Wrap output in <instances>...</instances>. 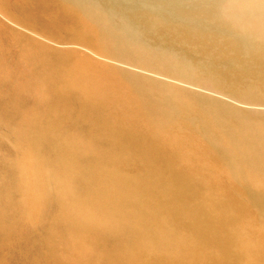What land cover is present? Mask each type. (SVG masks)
I'll use <instances>...</instances> for the list:
<instances>
[{
	"label": "bare ground",
	"instance_id": "1",
	"mask_svg": "<svg viewBox=\"0 0 264 264\" xmlns=\"http://www.w3.org/2000/svg\"><path fill=\"white\" fill-rule=\"evenodd\" d=\"M0 7L212 91L0 24V264H264V0Z\"/></svg>",
	"mask_w": 264,
	"mask_h": 264
},
{
	"label": "rangeland",
	"instance_id": "2",
	"mask_svg": "<svg viewBox=\"0 0 264 264\" xmlns=\"http://www.w3.org/2000/svg\"><path fill=\"white\" fill-rule=\"evenodd\" d=\"M22 19L23 18H21L15 10L0 7V24L4 25L6 28H11L12 30L17 31L26 37L41 41L44 45H47L50 48L52 47L53 50L76 49L97 60L109 61L110 63L113 62L119 65L123 64L126 67L138 69V71L141 69L140 71L142 73L155 79L169 95L173 94L178 87H191L198 91L212 93V91L204 87L190 84L193 83L190 78H188L184 72L177 70L168 57H144L135 53H130L131 55H123L119 54L117 50H113L110 54H106L102 51L100 42H95L93 40V43L91 44L92 40H87L86 42L85 39H81L80 37L79 39L75 35V38H73L71 37V35H73L72 33H67L62 27L55 25L53 21L44 20L39 17L24 19L27 21H22ZM88 42L92 46L88 45ZM218 95L222 96L220 94ZM158 123L162 127L168 126L165 119Z\"/></svg>",
	"mask_w": 264,
	"mask_h": 264
}]
</instances>
